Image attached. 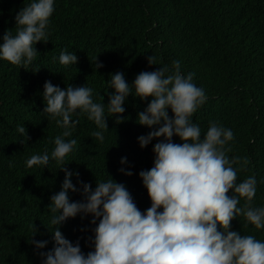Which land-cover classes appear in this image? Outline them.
<instances>
[{
  "label": "trees",
  "instance_id": "trees-1",
  "mask_svg": "<svg viewBox=\"0 0 264 264\" xmlns=\"http://www.w3.org/2000/svg\"><path fill=\"white\" fill-rule=\"evenodd\" d=\"M29 2L0 0V43L6 31L15 34V17ZM48 32V41L36 45L39 52L26 68L0 60V264H42L40 253L54 246L48 207L65 179L59 169L63 165L50 160L45 168L26 166L33 154L51 153L54 138L64 131L44 113L46 81L62 89L91 87L94 101L107 105L109 93L115 91H105L112 74L123 72L132 85L139 73L171 68L179 60L182 73L194 74L193 82L207 95L192 121L200 126L202 137L210 122L233 131L226 154L241 158L234 165L238 182L256 177L251 205L264 206V0H56ZM63 50L76 53L78 63L62 65ZM151 56L155 65L149 64ZM97 63L103 67L97 69ZM151 99L130 95L123 122L105 107L109 118L103 143L91 136L98 129L86 114L73 116L80 123L66 139H76L77 144L65 158V167L79 173L73 175L78 188L82 180L95 190L97 180L111 176L127 186L142 212L151 207L139 173L154 166L153 148L159 140L146 148L138 142L152 130L138 123V113ZM169 116H174L171 109ZM20 125L27 134L16 130ZM173 141L182 143L178 136ZM122 157L127 164H121ZM122 167L133 175L121 173ZM69 196L71 201L84 199L82 191ZM244 204L241 198L239 206ZM92 219L78 215L61 226L85 255L94 251L99 221L94 225ZM231 230L264 240V229H256L242 215L231 222ZM33 239L49 243L37 249Z\"/></svg>",
  "mask_w": 264,
  "mask_h": 264
},
{
  "label": "clouds",
  "instance_id": "clouds-1",
  "mask_svg": "<svg viewBox=\"0 0 264 264\" xmlns=\"http://www.w3.org/2000/svg\"><path fill=\"white\" fill-rule=\"evenodd\" d=\"M55 2L30 0L18 12L15 34L8 30L2 37L0 60L22 68L33 63L39 52L36 45L48 41ZM59 62L76 65L78 56L63 50ZM149 64H156L155 57H149ZM95 67L103 65L97 63ZM193 77L192 73H182L179 60L173 61L171 68L164 65L156 71L139 73L132 85L123 72H117L107 81L105 91L115 90L109 93L107 105L94 101L91 87L68 85L62 89L51 81L45 82L44 113L64 131L54 138L51 153L33 154L26 166L45 168L54 160L63 165L59 169L64 171L65 179L48 207L54 246L40 253L42 264H264V240L231 230V222L240 215L256 229H264V206L251 205L257 179L253 175L238 182L234 165L240 164L241 158L230 159L225 148L235 138L231 129L210 122L202 137L192 116L205 104L207 95ZM133 94L144 100L152 98L138 113V123L152 129L138 137L140 146L146 148L154 139L159 140L153 148L154 166L139 173L152 201L145 212L138 208L127 186L110 175L107 180H97L95 190L82 180L78 188L73 175L79 177V173L65 167V158L77 144L76 139H66L80 123L73 116L86 114L98 129L91 136L103 143L109 118L105 107L118 122H123L124 105ZM169 109L174 116H169ZM16 130L27 134L23 125ZM174 136L182 143H175ZM127 163V157H122L121 164ZM119 171L133 175L123 167ZM81 191L82 201L70 200V192ZM241 198L244 206H239ZM78 215H91L94 225L99 221L94 229V251L87 255L79 242L74 244L61 231L69 218ZM31 243L44 249L49 241L33 239Z\"/></svg>",
  "mask_w": 264,
  "mask_h": 264
}]
</instances>
